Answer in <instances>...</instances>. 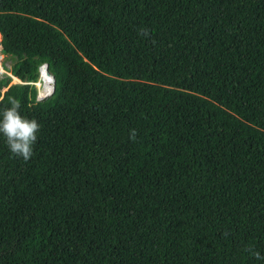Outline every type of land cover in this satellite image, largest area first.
Returning a JSON list of instances; mask_svg holds the SVG:
<instances>
[{"label": "trees", "instance_id": "16d2710c", "mask_svg": "<svg viewBox=\"0 0 264 264\" xmlns=\"http://www.w3.org/2000/svg\"><path fill=\"white\" fill-rule=\"evenodd\" d=\"M0 48V264H264V0H0Z\"/></svg>", "mask_w": 264, "mask_h": 264}, {"label": "clouds", "instance_id": "9594fccd", "mask_svg": "<svg viewBox=\"0 0 264 264\" xmlns=\"http://www.w3.org/2000/svg\"><path fill=\"white\" fill-rule=\"evenodd\" d=\"M4 99L5 97L0 95V102ZM7 102L10 106L0 113V136H3L13 157L28 161L33 155V145L37 142L40 125L35 119H26L21 115L19 100L8 97ZM135 137L136 133L132 131L130 139L135 140ZM253 256L257 260H264V256H261L259 252H253Z\"/></svg>", "mask_w": 264, "mask_h": 264}, {"label": "bare ground", "instance_id": "6f19581e", "mask_svg": "<svg viewBox=\"0 0 264 264\" xmlns=\"http://www.w3.org/2000/svg\"><path fill=\"white\" fill-rule=\"evenodd\" d=\"M0 60H1V53H0ZM0 70H2L1 62H0ZM39 72H40V81L38 82L39 84L38 87H40L39 94L43 95L48 91L51 84V79L49 74L46 72L45 69H43V67L39 68Z\"/></svg>", "mask_w": 264, "mask_h": 264}, {"label": "water", "instance_id": "95a60500", "mask_svg": "<svg viewBox=\"0 0 264 264\" xmlns=\"http://www.w3.org/2000/svg\"><path fill=\"white\" fill-rule=\"evenodd\" d=\"M40 67H43V69H45L46 72L49 74L50 79H51V84H50V87H49L48 91H47L45 94L40 95V94L37 93L36 98H37L38 100H42V99L46 98L48 95H50V93H51L52 90H53V84H54V78H53V75L47 70V63H46V62L42 63V64L39 66V68H40Z\"/></svg>", "mask_w": 264, "mask_h": 264}, {"label": "rangeland", "instance_id": "374dc122", "mask_svg": "<svg viewBox=\"0 0 264 264\" xmlns=\"http://www.w3.org/2000/svg\"><path fill=\"white\" fill-rule=\"evenodd\" d=\"M0 53H1V60H0V62H1V65L2 66H9V63H10V59L8 58V57H6V56H4L3 55V53L1 52V48H0ZM2 72H5V70H4V68L2 67V70H0V75H1V73ZM39 73V72H38ZM13 80H15L14 78H13ZM38 81H39V75H38V78L36 79V80H34V83H35V85L38 87ZM38 90H39V87H38Z\"/></svg>", "mask_w": 264, "mask_h": 264}]
</instances>
